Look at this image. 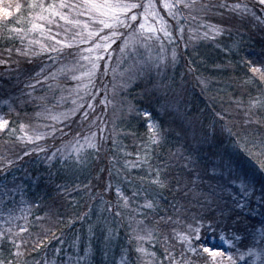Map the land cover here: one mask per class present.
I'll list each match as a JSON object with an SVG mask.
<instances>
[{
	"label": "snow or ice",
	"instance_id": "obj_1",
	"mask_svg": "<svg viewBox=\"0 0 264 264\" xmlns=\"http://www.w3.org/2000/svg\"><path fill=\"white\" fill-rule=\"evenodd\" d=\"M213 13L221 17L220 23L206 22ZM226 15L264 26V0H15L6 6L0 0V38L18 42L14 49L0 52V77L23 85L18 96L0 101L8 108L0 113V136L6 138L5 145L11 144V150L6 147L0 154V264H91L92 240L101 239L107 257L121 226L129 229L133 248L124 250L112 264H264V55L259 61L241 58V66L251 74L243 83L255 87L256 94L249 93L246 102L232 101L243 111L244 128L252 130L234 132L223 112L215 113L213 121V125L224 121L221 132L233 138L234 147L254 166L251 169L243 168L227 152H215L206 159L193 152H176L168 160L154 162L159 160L165 134L151 121V112L136 109L149 120L146 139L137 146L135 159H124L116 170V185L111 183L110 168L108 183L97 174L101 183L95 186L91 181L71 189L68 184L56 186L61 197L70 191L83 192L103 206L95 223L90 222L91 207L60 221L69 228L77 221L89 222L86 244L80 234L69 241L63 231L57 235L45 227L50 214H38L41 204L25 199L16 175L24 158L34 154H44L49 165L56 161L80 171L105 151L109 137L115 151L118 133L114 121L109 128L106 117L109 107L116 108V97L145 74L160 76L174 66L186 30L189 39L210 41L230 33ZM141 49L148 57L127 65ZM19 58L29 64L43 58L42 66L36 72H23ZM194 71L189 66V72ZM110 72L111 89L103 83ZM196 79L204 90L207 79ZM154 89L174 94L175 102L162 107L184 123L183 84L157 81ZM17 101L34 107V116L27 122L12 119L13 114L19 116ZM124 103L120 101L121 108ZM127 109L132 111V105ZM187 123L193 140L207 141V133L197 140L194 123ZM56 140L61 142L57 145ZM119 153L133 155L122 148ZM109 162L114 166L119 161L113 156ZM131 169L139 170L138 179H121ZM121 183L132 185L130 195ZM113 187L115 203L104 199ZM256 215L261 217L259 227L244 223ZM216 238L227 248H218ZM53 241L56 246L50 251Z\"/></svg>",
	"mask_w": 264,
	"mask_h": 264
},
{
	"label": "trees",
	"instance_id": "obj_2",
	"mask_svg": "<svg viewBox=\"0 0 264 264\" xmlns=\"http://www.w3.org/2000/svg\"><path fill=\"white\" fill-rule=\"evenodd\" d=\"M9 2H15V0H4L5 6ZM19 2L24 3L25 0H19ZM214 2H219V0H214ZM228 3H235L237 0H226ZM223 11V10H219ZM258 11V10H257ZM208 23H220L221 17L217 13H213L208 17ZM225 26L230 29L229 32H225L222 36H217L215 41L204 40L197 37L199 40L197 43L193 42L189 44L187 39H185L186 44L183 48V53L181 51L180 64L175 68V71L169 72L167 75V80L169 84H172L173 81L177 85L183 84V89L181 91V110L185 114V122L182 123L180 119L174 116L169 112H162L160 115L158 113V119L153 115L154 119H157L158 124L161 126L166 138V142L162 149L159 150V160L154 162H160L163 160L170 159V153L176 152H193L194 155L199 154L202 159L210 157L215 152H227L232 154L236 159L241 162V166L245 169H251L254 166L251 162L248 161L247 157L242 153H239L238 150L233 145V138L229 137L226 132H221V126L224 121L215 123L214 114L217 112L225 113V120L228 122L229 126L232 127L234 132H244L251 131L252 129H245L243 126V111H241L237 106L232 103L233 100H244L247 101L248 94H256V89L253 86L245 85L243 83L244 79L247 76H250V73H247L246 68L241 66L240 61L242 57L252 59L254 61H259L260 57L264 55V26L255 24L250 19L241 20L237 17H232L226 15L224 17ZM18 46V42L5 41L0 38V52L7 47H12L13 49ZM181 48V47H180ZM231 49V51H229ZM13 58L16 59L15 54ZM20 59V67L23 72H36L39 71L42 66L41 60L36 59L33 63L29 64L24 58ZM189 66L195 69L194 72H189ZM172 77H170V75ZM202 76L207 79V87L202 90L201 85L197 81L196 77ZM25 77L22 75L20 77L21 81ZM143 83V82H142ZM141 82H135L131 87L132 91L141 92L143 94V85ZM144 84V83H143ZM146 84L148 85L147 81ZM151 85V84H149ZM148 85V86H149ZM22 84H17V81L13 78L8 81L4 77H0V92L3 90L8 98L18 96L20 94V88ZM144 96L146 101H151L153 99V94L149 93L147 90ZM160 94L157 91H154V94ZM173 94V93H172ZM2 96V95H0ZM4 99V97H0ZM164 97L161 98V95H158L155 101L164 102ZM148 101V102H149ZM143 102H135L137 108H134L135 117L130 118L131 129L127 130V135L124 137L123 141L127 146L128 152L132 153L131 157L117 156L114 154L112 148H110L111 137L108 139L107 147L105 151L97 158L93 160V169L95 172H99V169L103 168V176L106 174L108 169L115 168V165L118 166V169L121 168V164L124 159L134 160L135 154L138 150L137 146L141 145L146 139L147 126L144 116L138 115L136 109L140 111L139 106H144ZM146 104V102H145ZM16 110L19 112V116L13 114L12 119L22 120L25 118H32L33 113L31 112L34 108L30 104H21L19 101L16 102ZM4 112H8V108L4 109ZM157 114V113H155ZM152 118V117H151ZM188 121L194 123V127L197 133V140L200 139L202 133H207L208 138L206 142L197 143L196 140L192 138V129L188 126ZM254 127V126H253ZM5 137L0 136V154L5 151L7 147L11 150V144L5 145ZM61 141L56 140L55 143L58 145ZM49 146L52 145L53 141L49 140L47 142ZM18 150V148H17ZM198 150V151H194ZM116 156L119 161L114 166L110 164L109 158ZM44 154L36 156L35 154L29 158L25 157L21 162V167L16 172L17 177L19 178L20 183L25 189L26 195L25 199L27 200H36L41 204V208L38 212L39 215H42L43 211L46 210V213L50 214L51 218H57L58 214H53L49 209L60 207L63 210V215L61 221H66L69 217H75L77 214L84 212V200L86 194L83 192L74 193L70 191V194L66 193L64 197H61L57 194L56 186L61 184H67L68 178H65L62 175H56V181L51 182L47 180L46 175L49 177L47 169H44ZM104 165L107 167L104 168ZM112 172V175H116ZM122 171V170H121ZM174 171V170H173ZM139 170L131 169L128 176L124 179L132 180L133 178L138 179ZM260 176H257L259 181ZM33 180L36 182V189L29 188V185L33 183ZM80 182L81 180L75 179ZM106 180V177L103 179ZM69 188H72V185L69 183ZM131 184L123 183V189L126 194L130 195ZM259 187V184H257ZM112 193V192H111ZM165 195H168L165 193ZM113 199L115 198L112 195ZM169 199L171 196L169 195ZM53 207V208H51ZM170 211V210H169ZM55 216V217H54ZM111 221V217H108ZM261 217L259 215L254 216L253 218L244 221L245 224H251L257 227L259 226L258 221ZM58 223L53 231L57 235L63 233H69L72 229H77L81 232L82 227L85 225V222L79 223L77 221L71 228L67 227L65 224ZM34 229L33 231H37ZM128 229L124 226H121L119 230V236L123 235L124 242L126 241L129 249H132L133 245L129 242L128 238ZM68 235V234H65ZM231 235V233H229ZM243 235V231H241ZM67 240V239H66ZM219 239H215V245L220 246ZM52 246L56 245V242L53 241ZM49 246V250L52 246ZM226 247L223 246L222 249ZM151 250V248L149 247ZM221 249V248H220Z\"/></svg>",
	"mask_w": 264,
	"mask_h": 264
},
{
	"label": "rangeland",
	"instance_id": "obj_3",
	"mask_svg": "<svg viewBox=\"0 0 264 264\" xmlns=\"http://www.w3.org/2000/svg\"><path fill=\"white\" fill-rule=\"evenodd\" d=\"M207 20L210 21V19H207ZM185 39H187L189 44H192L193 42L197 43L199 41L197 39V37L193 38V39H189V35H188L187 30H186L185 35H184V43L180 44L179 49H178L177 63L174 66L169 65L168 68L166 69V71L162 72L160 74V76H157V74L155 72H153V73H151L150 76L148 74H145L142 78L137 79L135 82H137V83L143 82L144 83V84L142 83L143 88H144L142 91L143 94L140 91L135 92V93L132 91L131 87L135 84L134 83L126 91H122L121 94L116 97V108L115 109H113L112 107H109L106 119L109 121V128L110 129L112 128V122L114 121V123H115L116 132L118 133V135L116 137L117 142H118V147L114 151L112 142H111V144L106 142V147L108 144H110V148H112L115 155L123 156L121 153H119L120 148H122L124 152H128L127 146L124 143L123 139L127 135V133H126L127 130L131 129V124H130L131 119L130 118L135 117L134 108H137L135 105V102H139V101L143 102L144 106H139L140 112H144V111L151 112L152 113L151 121L156 122V123H158L157 122L158 121L157 120L158 119V117H157L158 113L160 115L162 112H165L162 105H164L166 102L167 103H174L175 102L174 101V94H172V93H169L166 95L164 93V91L161 90V91H157L160 94H157V93L154 94V91H156L154 89V84L157 81H163V82L168 83L167 75L169 72V68H170V72L175 71V68L180 64L181 54L183 53L182 49L185 48V44H186ZM181 51H182V53H181ZM167 54L170 56L171 47L167 48ZM148 55H149L148 52L141 49L140 54L138 56H135L132 59L127 60V65H131L133 63V60H135V59H146L148 57ZM152 55L153 56L156 55L155 49H153ZM113 63H115V61H113ZM127 65H125V66H127ZM122 70H123V68L119 69V71H122ZM172 75L173 74H171L170 77H172ZM117 81H119V77H117ZM146 81H147L148 85L149 84H151V85L148 86L146 84ZM103 83L107 84L108 87L111 89V87H112V74H111V72L109 73V75L106 78H104ZM98 86H99V82H98ZM147 90H149L150 91L149 93H152L154 96L151 101H149V100L146 101V97L144 96L145 93H148V92H146ZM36 94L38 95L39 93H36ZM0 95H2L4 97V99L8 98L7 96H5L6 94L3 93V90H1ZM158 95H161V98L164 97V99H163L164 102H157L156 104H154L153 102L155 101V99L157 98ZM2 96H0V97H2ZM2 100L3 99H0V101H2ZM121 100H123L125 102L123 108H121V104H120ZM145 102H146V104H145ZM129 104H131L133 107V110L130 112L127 109V106ZM68 107H71L70 102L68 104ZM4 109H7V107L4 106L2 103H0V113H5ZM30 109H32L31 112L33 113V116H34V108H30ZM97 111L99 112V109ZM155 113H157V114H155ZM169 113L171 114L172 112H169ZM172 114L175 116L174 113H172ZM153 115H155L157 117V119H154ZM30 119H31V117H30ZM28 120H29L28 118H25L24 121L27 122ZM148 123L149 122L145 123L146 126ZM74 127H75V125H74ZM93 160H94V158L90 161V163L87 167L83 168L80 171H74V170L66 169L65 166L61 165L59 162H56V161H54L51 165L44 162L45 163L44 169H47L48 173H49L48 174L49 177L46 175L47 180H51V182H55L56 181V175H62L65 178H68L67 184L70 183L72 185V187H74L77 184H80V185L87 184V183H89V181H91L92 184L95 186V185H98L101 183V180L97 179V174H99V176L102 178L103 183H108L109 182V171H106V174H104V176L100 172H95L93 169ZM105 167H107V166L104 165V168ZM115 169H118L117 165H115V168H113V171ZM113 173H115V171ZM105 177H106V180H103ZM75 179H78L81 181L78 182ZM121 179H124V177H121ZM111 183L113 185L117 184L116 175H112ZM60 184L61 183H59V185ZM119 186L122 187V189H123V183H121ZM29 188H31L32 190L36 189L35 180H33V183H31L29 185ZM96 190L100 191L99 188H97ZM72 192L74 193V195H75V193H77L76 191H72ZM112 195L115 197L114 199H113ZM85 199L86 200H84V210L87 211L89 207H91L93 209L94 214L92 215L90 222L95 223L96 219H97L96 213L101 212L103 206L100 205L98 201L89 199V197L87 195L85 196ZM104 199L105 200H111L113 203H115V200H116L115 187H113V189L110 192L105 193ZM53 207H51L53 209H49V211L51 212L52 210H54L52 215L58 214V216H56L57 218H54V219L50 218V220L46 221L44 224L45 227H51L52 229H54L55 226L58 224V223H56L57 221L59 222V221H61V219H63L62 218L63 210L60 209V207L58 205H57V207H55V206H53ZM45 214H46V210L43 211L42 215H45ZM79 223H81V222H79ZM88 223L89 222H85V225L82 227L81 232H79V230H77V229H72L70 234L68 232L64 233L65 239L70 241L72 239V237L74 236V234H80L82 236V243L86 244L87 243V235H88V233H87ZM259 226L257 225V227H259ZM128 231H129V229H128ZM65 234H68V235H65ZM97 237H99V229H97ZM123 240H124L123 235L119 236V234H118V236L113 240L112 244L107 248L108 254L106 257L104 254V251H105L104 245L101 242V239L94 238L92 240V244L94 246V254L91 257V264H112L113 260H119L121 255L123 254L124 250H126V249L131 250L128 248V246H126L127 242L126 241L124 242ZM220 243H222V242L220 241ZM55 246L56 245L52 246L50 251L52 249H54ZM223 246L227 248V245H224L223 243L217 247L222 249ZM130 258L133 261L135 260L134 251L130 252Z\"/></svg>",
	"mask_w": 264,
	"mask_h": 264
}]
</instances>
